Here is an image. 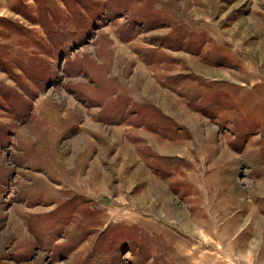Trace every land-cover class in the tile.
<instances>
[{"label": "rangeland", "instance_id": "obj_1", "mask_svg": "<svg viewBox=\"0 0 264 264\" xmlns=\"http://www.w3.org/2000/svg\"><path fill=\"white\" fill-rule=\"evenodd\" d=\"M0 264H264V0H0Z\"/></svg>", "mask_w": 264, "mask_h": 264}, {"label": "bare ground", "instance_id": "obj_2", "mask_svg": "<svg viewBox=\"0 0 264 264\" xmlns=\"http://www.w3.org/2000/svg\"><path fill=\"white\" fill-rule=\"evenodd\" d=\"M79 199V198H78Z\"/></svg>", "mask_w": 264, "mask_h": 264}]
</instances>
